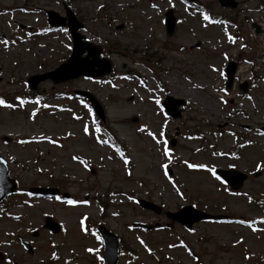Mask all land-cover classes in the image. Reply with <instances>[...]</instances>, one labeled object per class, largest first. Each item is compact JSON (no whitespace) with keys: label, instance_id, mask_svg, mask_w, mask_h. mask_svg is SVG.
<instances>
[{"label":"rangeland","instance_id":"1","mask_svg":"<svg viewBox=\"0 0 264 264\" xmlns=\"http://www.w3.org/2000/svg\"><path fill=\"white\" fill-rule=\"evenodd\" d=\"M237 1L230 9L199 0L215 13L206 22L200 9L182 0H0V94L22 95L28 76L67 59L69 35L47 29L45 13L64 14L67 6L83 22V34L104 46L116 74L109 82L46 80L41 91L49 99L67 88L94 93L125 156L105 141L77 98L0 106V154L19 189L50 184L76 201L8 197L1 205L7 211L0 217V264H101L98 224L118 237L116 264H264V13L254 8L264 0ZM167 8L178 19L171 36L162 22ZM226 58L237 65L228 92L221 76ZM244 82L245 93L238 88ZM167 94L185 101L180 118L159 115V98ZM168 137L175 146L165 156ZM230 165L248 174L231 194L211 172ZM136 198L164 210L192 204L243 222L169 227L163 214L141 209ZM45 214L64 232L44 230ZM133 222L160 228L142 230ZM20 239L32 246L31 254Z\"/></svg>","mask_w":264,"mask_h":264},{"label":"water","instance_id":"2","mask_svg":"<svg viewBox=\"0 0 264 264\" xmlns=\"http://www.w3.org/2000/svg\"><path fill=\"white\" fill-rule=\"evenodd\" d=\"M68 12V16H69V30L71 32V34L73 35L74 38V49H73V54L72 56L68 59V61L64 64H62L58 69H55L54 73L55 74H59V78L58 79H66V78H70V77H76L79 75H99L103 72H106L109 70L108 67V62L103 61L106 64V67L100 72V71H94L93 70V65L94 64H100L101 61H99L97 59L98 53L99 52H90V54L92 55L93 59L91 61L88 60V58H84L81 59L80 55L83 52V46H88L90 49H93L94 47L90 44L87 43H82L80 42V38L82 37L78 32L77 29L80 28L82 25L76 20L75 16L73 15L72 12H70L69 10ZM51 13L52 16L57 17V19L53 18L50 21L51 24L53 25H63V19H60L58 17L57 14L53 13V12H49ZM57 15V16H56ZM169 27L171 29L172 24H173V19L169 20ZM95 49V48H94ZM232 71V70H231ZM230 71V72H231ZM52 74V75H55ZM33 82H36V80H34ZM89 96V95H88ZM91 99V102L93 104V106L95 107V109L97 110V112L102 116V112L100 110V106L98 105V103L94 100L93 97L89 96ZM229 181L230 184H232L233 187H237L238 184H236L237 180L234 177V175L232 176H227L226 177ZM244 176L238 180V182L241 183V181L243 180ZM15 188V184L14 181L10 178H8L6 176V174L4 173L2 176L0 175V193H2V196L12 192ZM36 191H40L39 189H36ZM140 204L142 207H148V208H152L154 210H156L157 212L160 211V208L154 206L152 203L141 200ZM190 209V208H189ZM191 210V209H190ZM168 215L172 216L173 218L179 220L180 222H182L185 226H190L192 222L199 220V219H206V218H211L213 216L208 215V214H204L202 212H198L197 216H193V217H189V215H187L186 212H181V213H168ZM48 227L57 230V227L53 224L48 223L47 225ZM104 238H105V243H106V255L105 257L107 258L109 264H113L116 260V249L114 246L113 251L109 250L108 251V247H109V240H110V236L108 233L104 232ZM113 242L115 243V240L113 239ZM108 251V253H107ZM111 254V255H110Z\"/></svg>","mask_w":264,"mask_h":264},{"label":"snow or ice","instance_id":"3","mask_svg":"<svg viewBox=\"0 0 264 264\" xmlns=\"http://www.w3.org/2000/svg\"><path fill=\"white\" fill-rule=\"evenodd\" d=\"M204 19L208 20L209 18H208V16H205ZM229 39H231V37H229ZM17 99H20V98L18 97ZM21 104H23V101H21ZM0 105H5V101L3 99H0ZM7 106L11 107V105H7ZM149 135H152V134L149 133ZM153 138L155 139V137H153ZM164 155L165 156L168 155V150L167 149H165ZM74 159H75V157H74ZM189 167H196V165H189ZM200 167H203V165H200ZM258 167H259V165H258ZM57 199H59V197H57ZM67 202L69 204H75L76 203V201H74V200H69ZM84 203H87V201H84ZM53 255H55V254H53Z\"/></svg>","mask_w":264,"mask_h":264}]
</instances>
